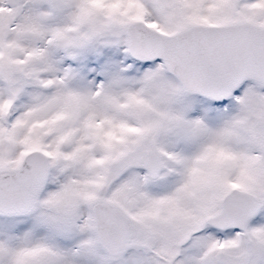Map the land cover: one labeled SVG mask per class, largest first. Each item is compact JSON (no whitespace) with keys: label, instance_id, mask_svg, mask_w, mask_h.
Returning a JSON list of instances; mask_svg holds the SVG:
<instances>
[{"label":"snow or ice","instance_id":"6c2138e0","mask_svg":"<svg viewBox=\"0 0 264 264\" xmlns=\"http://www.w3.org/2000/svg\"><path fill=\"white\" fill-rule=\"evenodd\" d=\"M0 264H264V0H0Z\"/></svg>","mask_w":264,"mask_h":264}]
</instances>
